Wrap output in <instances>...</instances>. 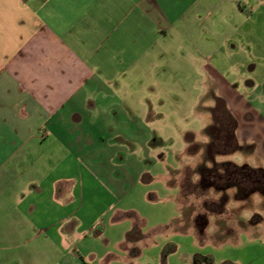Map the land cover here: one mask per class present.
Returning a JSON list of instances; mask_svg holds the SVG:
<instances>
[{
  "label": "crops",
  "instance_id": "1",
  "mask_svg": "<svg viewBox=\"0 0 264 264\" xmlns=\"http://www.w3.org/2000/svg\"><path fill=\"white\" fill-rule=\"evenodd\" d=\"M251 60L264 0H0V264H264L261 236H201L173 180L212 123L185 129L178 102ZM240 79L222 97L264 124Z\"/></svg>",
  "mask_w": 264,
  "mask_h": 264
},
{
  "label": "rangeland",
  "instance_id": "2",
  "mask_svg": "<svg viewBox=\"0 0 264 264\" xmlns=\"http://www.w3.org/2000/svg\"><path fill=\"white\" fill-rule=\"evenodd\" d=\"M255 64L256 62L251 60L247 68L242 70H227V74H224V70L215 69V72H217L216 76L221 75L223 76V80L225 79L230 83H233L236 75L237 78L241 76L242 79L240 80H248L250 83H254V86L257 87L256 90L258 89L264 94V86L259 88L261 81L264 79V69H254ZM211 66L213 65L211 64ZM197 73L200 77V71L197 70ZM192 74L197 75L194 71ZM223 80L217 79L215 83L206 84V90H201V93L203 92L204 94L203 96L206 98L210 94L212 97V91L215 90V96L222 97L221 91L225 88ZM233 86L243 87L244 85L240 86L233 83ZM213 104V100L198 102L195 100H183L182 102H178L184 115V128H197V120L192 115L195 112H200L203 108L208 109V107H212ZM258 105H260L259 102L251 100L232 102V108H234L232 113L238 117V119L235 118L238 124L236 132L237 141L243 149L235 150L236 152H233V154L228 152L226 155H219L218 159L230 160L232 162L231 164H233L232 167L244 168L246 166L247 171L249 169H258L245 163L258 161L263 163V169H259L261 171L259 173L264 174V124L257 117L256 106ZM209 141L210 138L207 142ZM207 142L202 143L200 149L193 146L189 149L187 148L184 155H189V159L184 160L180 169L173 171V180L178 182L183 194L181 199V206L184 207L183 211L185 214L189 211L190 215H199L203 218L200 221L206 222V225L208 223V226L203 228L205 231L201 236L209 238L214 243L236 241L243 233L261 236L264 239V192L262 190L241 192L239 188L232 187L224 191H219L216 188L202 187L197 184V178H200L199 174H197V167L195 164H190L188 160H194L193 156L195 157L200 150L201 160H203L204 166L211 168V163L204 161L207 157ZM257 147L258 154H256ZM253 152L255 153L254 155ZM245 175L241 174V178L243 179L244 177L243 180L247 183L249 176ZM194 231L200 234L198 227Z\"/></svg>",
  "mask_w": 264,
  "mask_h": 264
},
{
  "label": "flooded vegetation",
  "instance_id": "3",
  "mask_svg": "<svg viewBox=\"0 0 264 264\" xmlns=\"http://www.w3.org/2000/svg\"><path fill=\"white\" fill-rule=\"evenodd\" d=\"M212 98L214 104L208 107L212 114V123L208 128L210 141L207 142V157L204 160L210 162L212 166L207 168L204 163L200 164L199 182L201 186L216 188L219 191L236 187L241 192H254L255 190L264 192L263 173L251 169L247 171L246 166L244 168L234 166V168L230 160L218 161L219 155H226L228 152L233 154L243 148L237 141L238 124L228 102L223 97H216L215 93L212 94ZM241 174L249 176L247 183L243 180L244 177L241 178Z\"/></svg>",
  "mask_w": 264,
  "mask_h": 264
}]
</instances>
